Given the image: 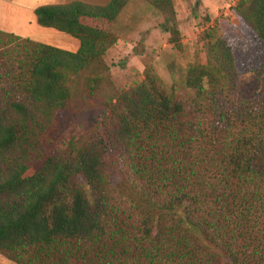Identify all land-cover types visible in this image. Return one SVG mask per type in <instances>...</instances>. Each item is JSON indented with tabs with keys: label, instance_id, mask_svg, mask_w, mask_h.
Segmentation results:
<instances>
[{
	"label": "trees",
	"instance_id": "16d2710c",
	"mask_svg": "<svg viewBox=\"0 0 264 264\" xmlns=\"http://www.w3.org/2000/svg\"><path fill=\"white\" fill-rule=\"evenodd\" d=\"M127 0L39 6L37 25L75 52L0 31V255L14 264H264V59L260 95L236 104V67L221 38L182 87L145 71L108 91L106 28ZM176 44L170 0H147ZM235 16L264 51V0ZM162 26V25H161ZM177 45V44H176ZM104 115L87 136L45 154L53 115ZM134 197V198H132Z\"/></svg>",
	"mask_w": 264,
	"mask_h": 264
},
{
	"label": "rangeland",
	"instance_id": "374dc122",
	"mask_svg": "<svg viewBox=\"0 0 264 264\" xmlns=\"http://www.w3.org/2000/svg\"><path fill=\"white\" fill-rule=\"evenodd\" d=\"M236 1L170 0L178 31L176 45L169 42V33L163 29L166 15L147 0H127L106 28L115 42L103 54L109 80L104 87L123 91L137 85L149 71L164 86L173 85L176 96L185 97L182 83L187 67L204 64L206 43L218 37L229 45L235 60L234 102L256 98L261 92L253 70L263 61L264 51L235 16ZM103 94L100 91L89 108L61 110L53 115L45 154L60 152L69 139L89 134L104 115L99 105Z\"/></svg>",
	"mask_w": 264,
	"mask_h": 264
},
{
	"label": "crops",
	"instance_id": "0c3cea01",
	"mask_svg": "<svg viewBox=\"0 0 264 264\" xmlns=\"http://www.w3.org/2000/svg\"><path fill=\"white\" fill-rule=\"evenodd\" d=\"M109 1L110 0H0V31L68 52H75L78 48V40L64 32L37 25L33 10L39 6L63 5L71 2H80L92 6H103ZM118 39H116L117 42ZM0 264L9 263L0 255Z\"/></svg>",
	"mask_w": 264,
	"mask_h": 264
}]
</instances>
